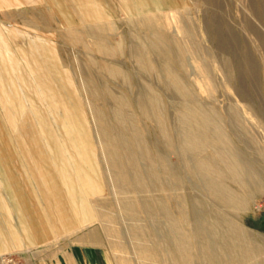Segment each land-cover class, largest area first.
I'll list each match as a JSON object with an SVG mask.
<instances>
[{"label": "rangeland", "instance_id": "374dc122", "mask_svg": "<svg viewBox=\"0 0 264 264\" xmlns=\"http://www.w3.org/2000/svg\"><path fill=\"white\" fill-rule=\"evenodd\" d=\"M122 1L0 0V264H264V0Z\"/></svg>", "mask_w": 264, "mask_h": 264}, {"label": "crops", "instance_id": "0c3cea01", "mask_svg": "<svg viewBox=\"0 0 264 264\" xmlns=\"http://www.w3.org/2000/svg\"><path fill=\"white\" fill-rule=\"evenodd\" d=\"M145 4H143V3H135V5L133 4V6L132 5H129V3H127V4H125V0H123L122 1V4H121V7H122V9L124 10V11H130V9H132V8H134V9H136L137 10V12H141V10H140V8L142 9V8H144L143 6H144ZM154 7V6H153ZM52 8H55V9H60V5L58 4V5H56L55 7L54 6H52ZM120 8V7H119ZM156 8H158V7H156ZM131 12V11H130ZM55 13L57 14V19L60 21V11L59 10H57V11H55ZM99 14H101V12H99ZM108 17V16H107ZM103 18H105V16H102V15H98V16H95V18L94 19H103ZM94 19H89V20H94ZM66 23H68V21L66 22ZM38 37V38H37ZM36 37V35L35 36H33V38H31V44H30V47H31V52H37V49L39 48V49H41L42 50V48L44 49V52H46L47 54H49L50 55V52H52L53 53V55L55 56V58H56V60L58 61V65H60V58H59V56L57 55L58 53H57V51H56V49L48 42V41H46V40H43L41 37H39V36H37ZM0 44H3V45H5V41H4V39L0 36ZM34 43L36 44V46H38L37 47V49L35 48V45H34ZM3 45H0V52H8L9 51V49H8V47H6V48H4L3 47ZM35 48V49H34ZM4 49H6V51L4 50ZM36 50V51H35ZM40 51V50H39ZM39 54V53H38ZM45 54H43V56H44ZM38 56H40V54L38 55ZM9 59L11 58L10 56L8 57ZM41 58H43L42 57V55H41ZM28 60H30V58H28ZM35 60L36 59H33L32 61H34L35 62ZM7 62V61H6ZM8 62L10 63V64H12V62H10V60H8ZM30 62V61H29ZM44 64V63H43ZM15 65V64H14ZM33 65V64H32ZM52 65V64H51ZM16 66V65H15ZM34 66V65H33ZM40 67V65L39 66H35V68L36 69H38ZM52 69H54V68H52ZM55 70V76H52L51 75V79H53V81L56 83V85H57V88L60 86V80H59V77H58V75H60V69H59V67L57 68V69H54ZM52 71V70H51ZM50 71V72H51ZM40 73L36 70L35 71V73H32V70H31V78H30V82L32 83V87L33 88H35V89H38V87L40 88V89H42L43 87H44V89L46 90V95L48 96H46L45 97V94L44 95H42L41 93L40 94H38V93H36V94H38V95H40L42 98H44V99H46L47 100V98H49V99H51V97L49 96V94H51L52 95V92L50 91V85L48 84V85H44V86H42L43 85V82H42V80H43V78L40 76H38ZM57 74V75H56ZM37 75V76H36ZM50 75H48V77H49ZM1 79V78H0ZM46 79V78H45ZM46 81L48 82V80L46 79ZM49 87V88H48ZM51 92H49V91ZM56 102V101H55ZM90 176V175H89ZM90 180H91V178H90ZM92 182V181H91ZM92 185H93V183H92ZM95 246H96V244H95ZM63 260H61L60 259V255L59 256H51V257H42L41 258V260H40V263L39 264H81L80 263V260H79V257L77 256V253L75 252V251H73V252H69V253H67V255L65 256V257H63L62 258ZM34 264H38V262H35Z\"/></svg>", "mask_w": 264, "mask_h": 264}, {"label": "bare ground", "instance_id": "6f19581e", "mask_svg": "<svg viewBox=\"0 0 264 264\" xmlns=\"http://www.w3.org/2000/svg\"><path fill=\"white\" fill-rule=\"evenodd\" d=\"M204 144H205V141L204 140H195V141H192L191 140V138H189L187 141H185V148L186 149H191V150H193L194 152L195 151H197L199 148H201V147H203L204 146ZM222 160V162H223V160H225V158H223V159H221ZM117 161H115V163H116ZM225 162V161H224ZM112 164L114 163V162H111ZM227 165H228V163H226ZM232 167H236V173L233 175V179L234 180H236L237 182H239L242 186V188H246L247 187V189H252V191L253 190H255V191H259V190H263V188H264V185L262 184V183H260V184H258V181H257V179H256V177H255V175L253 174L251 177L248 175L249 174V172H250V168L247 166V167H245V168H243L242 170L245 172V174H246V178L244 179L243 178V176L241 175V173L237 170V168H238V166H234V163H232ZM137 174H139V171H138V169H135L134 170ZM40 176H42V179H43V174H40ZM226 178V177H225ZM85 180V179H84ZM87 183H89V185L90 186H87V189H88V191H93V190H95V188L93 187V185H92V182L90 181V180H88L87 178H86V180H85ZM136 184H138L139 183V185H137L139 188L140 187H147V185L148 184H146L145 182H143V178H142V176H137L136 177ZM119 182V181H118ZM236 182V183H237ZM119 184H121V182H119ZM238 184V183H237ZM212 189H213V186H212V184H210L209 185ZM246 186V187H245ZM137 187V188H138ZM241 188V189H242ZM145 189V188H144ZM251 191V192H252ZM254 191V192H255ZM222 194H220V196L221 197H223V198H227V196L229 195L228 194V191L226 190V188L224 189V191H222L221 192ZM249 194V193H248ZM234 196H233V199H231V201H232V204H234V203H237L238 204V202H242V200H241V198H239V195H236V194H233ZM250 195H252V193L250 194ZM229 199V198H228ZM240 200V201H239ZM82 208V207H81ZM84 208V207H83ZM84 214H87L86 213V211H85V213ZM84 217H86V215H84ZM87 218V217H86ZM210 228H211V226H209ZM219 227V226H218ZM214 228V227H213ZM210 231V230H209ZM239 231V230H238ZM237 231V229H235V227L234 226H232V228L228 231V232H226L227 234H225V235H223V238H222V240L220 239V241H224V244H228L229 243V241L230 242H235V245H237V246H241V247H243V245H241L238 241H237V237H239L240 238V236H241V234H242V232L240 233V232H238ZM220 235H221V233H220ZM208 236V235H207ZM216 238H218V237H216ZM217 240V239H216ZM219 242V241H218ZM217 242V243H218ZM220 243V242H219ZM206 247H207V244H206ZM244 249H246V250H248V251H250V253H254V248L252 247V248H249V249H247L246 247L244 248ZM223 251H224V249H223ZM227 252V251H226ZM204 254V260L206 261H208L209 260V262H211L212 263V260L210 259V255H208V252H206V253H203ZM234 256V255H233ZM233 259L234 260H237V256H234L233 257ZM210 263V264H211ZM207 264V263H206ZM236 264H240L239 262H236Z\"/></svg>", "mask_w": 264, "mask_h": 264}]
</instances>
